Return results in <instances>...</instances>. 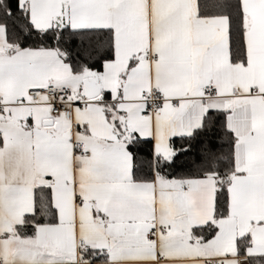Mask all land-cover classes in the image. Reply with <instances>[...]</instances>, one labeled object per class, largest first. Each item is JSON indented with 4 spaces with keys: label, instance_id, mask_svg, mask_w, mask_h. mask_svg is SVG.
Masks as SVG:
<instances>
[{
    "label": "snow or ice",
    "instance_id": "6c2138e0",
    "mask_svg": "<svg viewBox=\"0 0 264 264\" xmlns=\"http://www.w3.org/2000/svg\"><path fill=\"white\" fill-rule=\"evenodd\" d=\"M257 259L264 0H0V264Z\"/></svg>",
    "mask_w": 264,
    "mask_h": 264
},
{
    "label": "trees",
    "instance_id": "16d2710c",
    "mask_svg": "<svg viewBox=\"0 0 264 264\" xmlns=\"http://www.w3.org/2000/svg\"><path fill=\"white\" fill-rule=\"evenodd\" d=\"M9 27L11 28V22H9ZM32 41L29 40L25 42L24 46H29ZM47 44V42H45ZM87 43V41H85ZM80 44L79 39L75 40H66L64 43H62L60 46L62 49L66 50L70 54V60L69 62L73 64L75 67L77 64V61L79 60V57H77L76 52H77V47ZM91 63V62H90ZM94 66V65H93ZM95 67V66H94ZM110 98V97H109ZM219 127V121H217V128ZM222 135V134H220ZM220 135L214 136L213 137V142L216 145V150L217 151H222L223 154H227L229 151V143L227 138H220ZM173 143L174 145L179 148L181 147L183 141L180 140V138H173ZM149 147L148 145H144V151L139 154L140 159L138 160V166L143 167L145 171H147V153L149 152ZM186 161V162H185ZM227 161H223L222 164H226ZM166 173L169 175V178H196L197 177V172L195 169V166L192 164V154H189L188 157L185 156H180L177 164L174 168L172 169H166ZM221 171H224V167H221ZM36 198L39 199L44 193H41L39 189L36 190ZM226 197H220V211H224V201ZM27 234H31V231L28 230ZM203 235L210 239L214 233H209L207 230L203 233ZM253 264H260L259 259L253 262Z\"/></svg>",
    "mask_w": 264,
    "mask_h": 264
},
{
    "label": "crops",
    "instance_id": "0c3cea01",
    "mask_svg": "<svg viewBox=\"0 0 264 264\" xmlns=\"http://www.w3.org/2000/svg\"><path fill=\"white\" fill-rule=\"evenodd\" d=\"M211 239V238H210Z\"/></svg>",
    "mask_w": 264,
    "mask_h": 264
}]
</instances>
